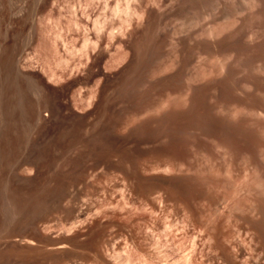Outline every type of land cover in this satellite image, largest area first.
<instances>
[{"label":"rangeland","instance_id":"rangeland-1","mask_svg":"<svg viewBox=\"0 0 264 264\" xmlns=\"http://www.w3.org/2000/svg\"><path fill=\"white\" fill-rule=\"evenodd\" d=\"M263 3L0 0V264H224L190 220L213 197L230 199L232 221L264 217ZM18 89L28 94L21 106ZM72 124L124 154L125 175L103 174L105 159L86 148L70 153L81 136ZM195 189L211 194L206 207Z\"/></svg>","mask_w":264,"mask_h":264},{"label":"bare ground","instance_id":"bare-ground-1","mask_svg":"<svg viewBox=\"0 0 264 264\" xmlns=\"http://www.w3.org/2000/svg\"><path fill=\"white\" fill-rule=\"evenodd\" d=\"M192 1V0H191ZM262 2H263V0H262ZM263 5H264V3H263ZM259 9H261V8H259ZM257 10V9H256ZM258 14H259V12H258ZM261 15V14H260ZM26 94V93H25ZM24 92L21 90V89H18L16 92H14L13 93V96H15L16 97V99H15V101L14 102H16L17 101V104L19 105V106H21L22 105V102H23V98H24ZM27 96H28V94H26ZM25 95V98L27 97ZM39 101V100H38ZM37 101V102H38ZM36 102V103H37ZM16 104V105H17ZM39 104V103H38ZM17 105V106H18ZM18 106V107H19ZM32 107V106H31ZM83 115V114H82ZM85 115V114H84ZM101 115V114H100ZM105 115V114H104ZM83 117V116H82ZM85 117V116H84ZM102 117H103V113H102ZM80 118V117H79ZM79 118H77V119H79ZM94 118V117H93ZM92 118V119H93ZM97 118H99V117H97ZM106 118V117H105ZM108 118H110V117H108ZM112 118V117H111ZM61 119V118H60ZM70 119H72V117L71 118H69V120ZM100 120H102L103 121V119H101V117L99 118ZM115 119V118H114ZM114 119H112V120H114ZM119 119V118H118ZM59 120V119H58ZM106 120V119H105ZM104 120V121H105ZM77 121V120H76ZM76 121H74V123H75V125H76ZM88 121V120H87ZM103 121V122H104ZM122 121V120H121ZM121 121H119V122H121ZM61 122V121H60ZM71 122H72V120H71ZM81 125L82 124H84L83 122H85V120L83 121V120H81ZM111 123V121H108V123ZM117 122V121H116ZM59 123V122H58ZM67 123H69V122H67ZM73 123V122H72ZM73 123V124H74ZM80 123V122H79ZM90 123V121L87 123V124H89ZM92 123V122H91ZM90 123V125H100L102 122H100L99 120L96 122V120H95V123H93V124H91ZM105 124H104V126L107 124L106 122H104ZM70 124V123H69ZM72 124V125H73ZM115 124V123H114ZM68 125V124H67ZM71 125V124H70ZM79 125V124H78ZM126 125H128L127 124V121H126V123H125V126ZM62 125H60L59 127H61ZM96 126H94V127H96ZM100 126H102V124L100 125ZM111 126V125H110ZM109 126V127H110ZM115 126V125H114ZM124 126V125H123ZM64 127V126H63ZM84 127H85V125H84ZM83 127V128H84ZM88 127V126H87ZM92 127V126H91ZM108 127V126H107ZM64 128H66V127H64ZM73 129L75 128L74 127V125H73V127H72ZM96 128H98L99 129V126L98 127H96ZM96 128H95V130H96ZM60 129V128H59ZM58 129V130H59ZM62 129V128H61ZM70 129H71V126H70ZM81 130V127L79 126V128L77 127V128H75L74 130ZM85 129H87V128H85ZM85 129H82V130H84L85 131ZM91 129V133L92 134H94L95 133V130L93 129V128H90ZM92 129L94 130V131H92ZM97 129V130H98ZM101 129V128H100ZM105 129V128H104ZM108 129H110V128H108ZM166 129V128H165ZM169 129V128H168ZM65 130V129H64ZM79 130H78V132H79ZM101 130H103V128L101 129ZM161 130H163V129H161ZM86 131H88V133L90 132L89 131V129L88 130H86ZM99 131V130H98ZM104 131V130H103ZM66 132V131H65ZM72 132V131H71ZM77 132V133H78ZM81 132V131H80ZM80 132H79V134H80ZM97 132V131H96ZM107 133H108V131H106ZM106 132H105V134H106ZM164 132H166V131H164ZM171 132V131H170ZM38 133H40V132H38ZM61 133V132H60ZM69 134H70V132H68ZM73 133V132H72ZM71 133V134H72ZM74 133H75V131H74ZM73 133V134H74ZM83 133H84V135H83ZM82 134H80L81 136L83 135V136H87L88 138L86 139V138H82L81 136H76V135H73V137H72V135H71V138L68 136H65V138H70L69 140H68V142H67V139H66V142H67V147H68V149L69 148H71L72 149V147L71 146H75L77 149V151H79L80 149H81V147H82V149L81 150H83V152H84V149L86 148L87 150H89V152L88 151H85L84 153H82V151L80 152V153H82V154H87L88 153V156L91 154V156H96V157H98L97 155H99V157L100 156H102V158H104L105 159V161L104 162H106V166H102V171H103V174L104 173H106V175H110V173L109 172H112L111 174H112V176H113V174L116 172V174H117V172H119L118 174H124V169L122 170V168L120 167V165H118L117 163H119L118 161H116V159L118 160H121V157L124 155H122V153H119L118 152V150L117 149H112L111 148V146H110V144H108V142L105 140L104 141V137L102 136V135H93V136H90L91 134H88L87 135V132H83ZM104 133V132H103ZM62 134V133H61ZM60 134V135H61ZM166 134V133H165ZM168 134V133H167ZM37 135V134H36ZM45 136V135H44ZM58 136V135H57ZM64 136V135H63ZM62 136V138H64ZM90 136V137H89ZM169 136V135H168ZM46 137V136H45ZM45 137H43V138H45ZM82 138V140H80L79 138ZM167 137V136H166ZM38 138V137H37ZM53 138H55V137H53ZM58 138H61V136H59ZM107 138H108V136H107ZM174 138V137H173ZM42 138H40V140H41ZM46 139H48V138H46ZM51 139V138H50ZM56 139V138H55ZM169 139H170V137H169ZM172 139V138H171ZM36 140V139H35ZM39 140V139H38ZM38 140H36V143L38 142ZM60 140H63V139H60ZM59 140V141H60ZM46 141V140H45ZM51 141V140H50ZM64 141V143H65V139L63 140ZM172 141V140H171ZM170 141V142H171ZM48 143H49V141H47ZM47 142H45L47 145L45 146V149L46 148H48L51 144H52V142H51V144L48 146V143ZM57 142H58V140H57ZM56 142V143H57ZM33 143H34V146H36V143L33 141ZM41 143V142H40ZM44 143V142H43ZM44 143V144H45ZM61 143H63V142H61ZM64 143L61 145V146H64ZM81 144V146L80 145H78L79 147H77L76 146V144ZM172 143V142H171ZM173 143H174V141H173ZM59 144V143H58ZM39 145V144H38ZM38 145L36 146V147H38ZM41 146H43V145H41ZM48 146V147H47ZM61 146H59L58 145V147H61ZM181 146V145H180ZM32 147V146H31ZM30 147V148H31ZM56 147V146H55ZM54 147V144H53V148H55ZM57 147V148H58ZM66 147V146H65ZM172 147V146H171ZM188 147V146H187ZM33 148V147H32ZM31 148V149H32ZM35 148V147H34ZM39 148H40V146H39ZM39 148H38V152L40 151V150H43L44 148H42V149H40L39 150ZM63 148V147H62ZM74 148V147H73ZM176 148V147H175ZM36 149L37 148H35V151H36ZM49 149V148H48ZM67 148H66V150H68ZM71 149H69L68 151L71 153ZM75 149V148H74ZM187 149V148H186ZM189 149V148H188ZM58 150V149H57ZM60 150V149H59ZM58 150V151H59ZM75 150V153L77 154V151ZM180 150V149H179ZM179 150H177V151H179ZM32 151H34V150H32ZM43 151H45V150H43ZM64 151V155H61L62 157L63 156H66L67 157V155H65V150H63L62 149V152ZM66 152V153H69V152ZM190 151V150H189ZM41 153H42V151H40ZM46 152H47V150H46ZM50 152H52V151H48L46 154L47 155H49V154H51ZM53 152H54V149H53ZM60 152H61V150H60ZM74 152V151H73ZM72 152V153H73ZM33 153H36V152H33ZM41 153H39V155L41 154ZM59 153V152H58ZM90 153V154H89ZM170 154V152L169 151H167V153H166V156H168L167 154ZM171 153L173 154V153H175V154H177L176 152H172L171 151ZM182 153V152H181ZM180 153V154H181ZM188 153V152H187ZM193 153V152H192ZM38 154V153H37ZM37 154H35V155H37ZM45 154V152H44V155L43 156H45L46 155ZM53 154V153H52ZM174 154V155H175ZM188 154H190V153H188ZM33 155V154H32ZM41 155V156H42ZM46 155V156H47ZM53 155H55V154H53ZM73 155V154H72ZM79 155V154H78ZM182 155V154H181ZM193 155V154H192ZM38 156V155H37ZM50 156V155H49ZM58 156V155H57ZM61 156H59V157H61ZM71 156V155H70ZM177 156H178V154H177ZM183 156V155H182ZM34 157V156H33ZM53 157V156H52ZM51 157V158H52ZM69 157V156H68ZM79 157V156H78ZM171 157H172V155H171ZM170 157V158H171ZM39 158H41V157H39ZM38 157H37V159H39ZM50 158V159H51ZM64 158V157H63ZM167 158H169V157H167ZM170 158L168 159V160H170ZM174 158V157H173ZM180 158V157H179ZM199 158V157H198ZM198 158H197V161H198ZM42 160H44V158H41ZM46 160V163H42V167H44V168H46L47 167V164H50V162L48 161L47 162V160H50V159H47V157L45 158ZM54 159H55V157H54ZM70 159V158H69ZM98 159V158H97ZM178 159V158H177ZM177 159H175V160H177ZM186 159H188V157H186ZM32 160V159H31ZM34 160V159H33ZM63 160V159H62ZM66 160H67V158H66ZM73 160V159H72ZM72 160H70V161H72ZM174 160V161H175ZM182 160H183V158H182ZM182 160H177L178 162L179 161H181L182 162ZM189 160V159H188ZM35 161V160H34ZM51 161H53V160H51ZM55 162H56V164L58 163L56 160H54ZM96 161V160H95ZM98 161V160H97ZM166 161H167V159H166ZM173 161V160H172ZM173 161V162H174ZM117 162V163H116ZM173 162H172V164H173ZM186 162V161H185ZM191 162V161H190ZM190 162H187V164L188 163H190ZM195 162H196V160H195ZM54 163V162H53ZM64 163V162H63ZM176 164H179V163H177V162H175ZM184 162H182V163H180L181 165L180 166H182V167H184L182 164H183ZM212 163V162H211ZM214 164H215V162H213ZM44 164V165H43ZM46 164V165H45ZM137 164V163H136ZM169 164L170 163H168V161H167V163H165V165H168L169 166ZM175 164V165H176ZM193 164V163H192ZM197 164H198V162H197ZM201 164V163H200ZM53 165V164H52ZM145 165V164H144ZM149 165V164H148ZM148 165H146L147 166V168L149 167V169H153L154 168V166H151V164H150V166H148ZM160 165V164H159ZM175 165H174V167H175ZM185 165V164H184ZM193 165H195V164H193ZM207 165V164H206ZM205 165V166H206ZM50 167H51V164L49 165ZM138 166V165H137ZM156 166H158V164H156ZM161 166V165H160ZM159 166V167H160ZM167 166V167H168ZM171 166V165H170ZM170 166L168 167V169L170 168ZM173 166V165H172ZM177 166V165H176ZM195 166H197V165H195ZM210 166H211V164H210ZM58 167V166H57ZM65 167V166H64ZM123 167V166H122ZM173 167V168H174ZM179 167V166H178ZM180 168L179 167V171H181L182 172V170L181 169H183L184 170V168H186V167H184V168ZM187 167H188V165H187ZM48 168V167H47ZM101 168V167H100ZM138 168V167H137ZM144 169L146 168V167H143ZM177 168V167H176ZM190 168V167H189ZM189 168H188V170H189ZM191 168H192V166H191ZM190 168V169H191ZM198 168H200V170L202 169V166L200 167V166H198ZM197 168V169H198ZM209 168V167H208ZM211 168V167H210ZM60 169V168H59ZM58 169V170H59ZM90 169V170H89ZM89 173L90 174H92L93 173V175L94 174H97V165H93V166H90L89 167ZM139 169H140V167H139ZM212 169H216V168H214V166H213V168ZM101 170V169H100ZM111 170V171H110ZM187 170V171H188ZM196 170V169H195ZM194 170V171H195ZM199 170V169H198ZM197 170V172H199ZM217 170V169H216ZM61 171V170H60ZM101 171V172H102ZM178 171V172H179ZM185 171H186V169H185ZM186 171V172H187ZM63 172H64V170H63ZM92 172V173H91ZM173 172H174V169H173ZM177 172V171H176ZM196 172V171H195ZM213 172V171H212ZM215 172H219L218 170L217 171H215ZM89 173H88V175H89ZM125 173H126V171H125ZM184 173V172H183ZM200 173V172H199ZM202 174H203V172H201ZM116 174H114L115 176H116ZM128 174V173H127ZM184 174H186V173H184ZM213 174V173H212ZM215 174V173H214ZM213 174V175H214ZM93 175H91V176H93ZM106 175H104V176H106ZM125 175V174H124ZM180 175V174H179ZM183 175V174H182ZM181 175V176H182ZM196 175H197V173H196ZM200 175V174H199ZM198 175V176H199ZM111 176V175H110ZM109 176V177H110ZM111 176V177H112ZM129 176V175H128ZM215 176V175H214ZM219 176H220V174H219ZM107 178H108V176H106ZM123 177V176H122ZM185 177V176H184ZM197 177V176H196ZM201 177H204V176H202L201 175ZM209 177V176H208ZM217 177V176H216ZM221 177V176H220ZM219 177V178H220ZM106 178V179H107ZM181 178H183V177H181ZM218 178V177H217ZM218 178V179H219ZM186 180H187V178H185ZM184 179V180H185ZM199 179H200V177H199ZM204 179H206V177L204 178ZM124 180V179H123ZM201 180H203V179H201ZM200 180V181H201ZM194 181V180H193ZM219 182V181H218ZM223 182H225V179H224V181ZM185 183H186V181H185ZM193 183V182H192ZM216 185V189L218 188V184H217V181L216 182H214ZM214 183H212V184H214ZM226 183V182H225ZM225 183H224V185H225ZM171 184H172V182H171ZM177 184H179V183H177ZM203 184H205V183H203ZM207 184V183H206ZM211 184V183H210ZM223 184V183H222ZM151 185V184H150ZM194 185H195V182H194ZM197 185V184H196ZM208 185V184H207ZM220 185V184H219ZM179 186V185H178ZM198 186V185H197ZM209 186H212V185H209ZM221 186V185H220ZM263 186V185H262ZM154 187V186H153ZM164 187V186H163ZM163 187L161 186V189H160V187H159V190H155L156 192L155 193H158L157 191H162L163 190ZM198 187H201V186H198ZM169 188V187H168ZM195 188H197V187H195ZM222 187H220V189H221ZM260 188H261V186H260ZM262 188H264V186L262 187ZM261 188V189H262ZM154 188H152L151 189V191L153 190ZM166 189H167V186L165 187V192L167 193V191H166ZM182 189V188H181ZM187 189V188H186ZM185 189V190H186ZM192 189H194V188H192ZM207 189H208V187H207ZM219 189V190H220ZM261 189H260V191H261ZM210 189H208V191H209ZM213 190H214V188H213ZM212 190V191H213ZM148 191H150V190H148ZM164 191V190H163ZM162 191V192H163ZM171 191V190H170ZM170 191H168V192H170ZM193 191V194H194V196H192V197H195V203L197 204V205H200L201 203V205H203L204 203H208V200L210 199V197L209 196H211V194L209 195V196H207V197H209V199H207V197H206V195H207V193H206V195H204V197L201 195V193L197 190V189H195V190H192ZM202 191V190H201ZM211 191V192H212ZM263 191V190H262ZM161 192V193H162ZM217 192V191H216ZM161 193H159V196H160V199H162L161 201H163L164 200V198H163V195L161 196ZM171 193H173V191H171ZM171 193H170V195H171ZM174 193H176V192H174ZM183 193V192H182ZM191 193V192H190ZM210 193V192H209ZM262 193H264V191L262 192ZM32 194H34V195H36L35 193H32ZM32 194H27L28 196L30 195H32ZM151 194V193H150ZM162 194H164V193H162ZM169 194V193H168ZM167 194V195H168ZM177 194V193H176ZM175 194V195H176ZM179 194V193H178ZM176 195V196H178L177 198H180L181 196H182V194H179V195H181V196H179V195ZM218 194V193H217ZM232 194V193H231ZM33 195V196H34ZM221 195V194H220ZM225 195V194H224ZM262 195H264V194H262ZM262 195H260L259 194V196H258V198L261 196L262 197ZM24 196V195H23ZM28 196H26L27 197V201L29 202V201H32V200H28ZM37 196V195H36ZM149 196V195H148ZM157 196H158V194H157ZM158 196V197H159ZM213 196H216V195H213ZM218 196V195H217ZM222 196V195H221ZM225 196H229V195H225ZM224 196V197H225ZM256 197H257V195H255ZM26 197H24V198H26ZM32 197V196H31ZM37 197H39V196H37ZM151 197V196H150ZM150 197H148V198H150ZM153 197V196H152ZM151 197V198H152ZM165 198H166V194H165V196H164ZM170 197V196H169ZM172 198L174 197L175 198V196H173V194H172V196H171ZM184 198H186L185 196H183ZM183 197H181V198H183ZM202 197L205 199V197H206V199H207V201H205L204 202V199H202ZM252 197H254V196H252ZM30 198V197H29ZM33 198V197H32ZM150 198V199H151ZM154 198H156V197H154ZM168 198V197H167ZM173 198V199H174ZM183 198V199H184ZM212 198V197H211ZM218 198H220V197H218ZM226 198V197H225ZM225 198L224 199H221V200H217V202L215 201L217 198H212V201H213V199H214V202H212V204H208V209H202V210H200L201 212L198 214V218L197 219H195V218H193V220H190V221H194V223L192 224V225H196V227L194 226V228H198L199 229V236H198V234H197V237H199L201 240H203V244H204V246H205V248L206 249H209L210 251L212 250V251H215V253H217V255H220L219 256V258H221L222 260H221V262L223 261L224 262V264H264V217H263V215H259V216H253L254 218H255V220H254V218L250 215V214H246V216H244V215H242V216H244V217H239V219H237V217L236 218H234V220L235 221H232L231 220V218H233V216L231 217V218H229V216H227L224 212H223V210H224V208L226 207V206H228V203L227 202H229V198H231V197H229L228 199V201L227 200H225ZM34 199H36V197H34ZM33 199V200H34ZM38 199V198H37ZM156 199H158V198H156ZM160 199H158V200H160ZM176 199V198H175ZM174 199V200H175ZM227 199V198H226ZM255 199V198H254ZM260 199V198H259ZM166 200H168V199H166ZM166 200H164L165 201V203H163V204H168V202L166 201ZM169 200H170V198H169ZM174 200H170V201H174ZM182 200V199H181ZM186 200H188V199H186ZM201 200H203L202 202H201ZM211 200V199H210ZM209 200V201H210ZM256 200H257V198H256ZM256 200H254V204H256L255 203V201ZM262 200H264V198L262 199ZM153 200H151V202H152ZM163 201V202H164ZM176 202L178 201L177 199L175 200ZM179 201H180V199H179ZM183 201V200H182ZM181 201V202H182ZM192 201H193V199H192ZM250 201H252V198H251V200ZM33 202V201H32ZM35 202V201H34ZM194 202V201H193ZM204 202V203H203ZM256 202H261L262 203V201H256ZM29 203H31V202H29ZM36 204H37V200H36V202H35ZM154 203V202H153ZM152 203V204H153ZM210 203V202H209ZM249 203V202H248ZM247 203V204H248ZM31 204H33V203H31ZM184 204H186V205H190L191 203L189 202V201H185V203ZM196 204H193L194 205V208L196 207ZM230 204V203H229ZM246 204V205H247ZM252 204H253V201H252ZM251 204V205H252ZM263 204V203H262ZM261 204V205H262ZM34 206H35V204H33ZM205 205V206H204ZM203 206H201V207H206V204H204ZM245 205V206H246ZM152 206V205H151ZM191 206H192V204H191ZM243 206V205H242ZM254 206V205H253ZM252 206V207H253ZM258 206V205H257ZM155 207V206H154ZM153 207V209H155ZM166 207V206H165ZM165 207H164V209H165ZM171 207V206H170ZM169 207V208H170ZM233 207V206H232ZM249 207V206H248ZM260 207V206H259ZM258 207V208H259ZM152 208V207H151ZM168 208V207H167ZM166 208V209H167ZM187 208V207H186ZM192 208V207H191ZM197 208V207H196ZM227 208V207H226ZM225 208V209H226ZM230 208V207H229ZM229 208H227L228 210H229ZM241 208V207H240ZM255 208V207H254ZM166 209H165V211H166ZM190 209V208H189ZM239 209V208H238ZM242 209V208H241ZM244 210H245V208H243ZM251 209V208H250ZM263 209V208H262ZM170 210V209H169ZM168 210V211H169ZM172 210V209H171ZM246 210H247V208H246ZM254 211H252V212H255L256 210L258 211L259 209H257V208H255V209H253ZM189 211H191V210H189ZM196 211V210H195ZM199 211V209L197 210V212ZM230 211H231V209H230ZM243 210H241V212H242ZM249 211H251V210H249ZM256 211V212H257ZM167 212V211H166ZM193 212H194V210H193ZM235 212V211H234ZM238 213H239V211H237ZM244 212H246V211H244ZM259 212V211H258ZM243 213V212H242ZM261 214H262V212H260ZM192 214H194V213H192ZM254 214V213H253ZM256 214V213H255ZM264 214V213H263ZM167 215H168V213H167ZM189 215H190V212H189ZM196 215V214H195ZM240 215V214H239ZM248 215V216H247ZM249 215H250V217H249ZM188 216V215H187ZM186 216V217H187ZM193 216V215H192ZM191 216V217H192ZM238 216V215H237ZM260 216H262L263 218H261ZM185 217V216H184ZM188 217H190V216H188ZM196 217V216H195ZM251 217H252V219H251ZM257 217H260V219H259V221H257L256 219H258ZM181 219V218H180ZM187 219V218H186ZM240 219H242V221L243 222H240L239 220ZM188 220V219H187ZM185 222H186V220H184ZM168 222V221H167ZM170 222H173L174 223V221H169V223ZM166 223V222H165ZM168 223V224H169ZM182 224V223H181ZM189 224L191 225V223L189 222ZM170 225V224H169ZM185 225H187V224H185ZM162 228V227H161ZM162 230V229H161ZM197 230V229H196ZM163 231V230H162ZM164 232H166V231H164ZM167 233V232H166ZM194 233V232H193ZM188 234V233H187ZM159 235V234H158ZM190 235H191V233H190ZM193 236L194 235H196V233L195 234H192ZM190 240H191V237H190ZM164 241V240H163ZM169 241V240H168ZM195 236H194V239H193V243H195ZM203 244L201 245V247L203 246ZM175 245V244H174ZM194 245V244H193ZM167 247V246H166ZM165 247V248H166ZM164 248V249H165ZM204 248V249H205ZM198 249V248H197ZM203 249V251H205ZM235 250L236 251V253L239 255V257H236L237 256V254L235 255L234 253H232V251L233 250ZM158 250V249H157ZM175 250V249H174ZM199 250V249H198ZM202 250V249H201ZM165 251V250H164ZM176 251V250H175ZM211 251V252H212ZM160 252V251H159ZM205 253V252H204ZM168 254V253H167ZM203 254V253H202ZM212 254H213V252H212ZM232 254H234V255H232ZM208 255V254H207ZM215 255V254H214ZM217 255H215V256H217ZM196 256V255H195ZM235 256V257H234ZM208 257V256H207ZM200 258V257H199ZM198 258V259H199ZM205 258V257H204ZM209 258H210V256H209ZM216 258H218V257H216ZM239 258V259H238ZM163 261H165V259L163 260ZM168 261V260H167ZM210 261V260H209ZM152 262V261H151ZM191 262H192V260H186L185 258H182L181 260H179V262L178 263H180V264H191ZM207 262H208V260H207ZM205 263V262H204ZM193 264V263H192ZM196 264V263H195ZM208 264V263H207Z\"/></svg>","mask_w":264,"mask_h":264}]
</instances>
